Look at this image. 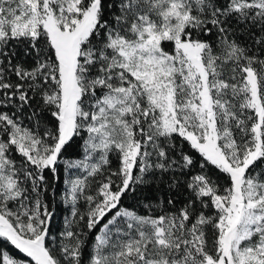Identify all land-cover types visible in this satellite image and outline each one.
Listing matches in <instances>:
<instances>
[{
	"label": "snow or ice",
	"instance_id": "snow-or-ice-1",
	"mask_svg": "<svg viewBox=\"0 0 264 264\" xmlns=\"http://www.w3.org/2000/svg\"><path fill=\"white\" fill-rule=\"evenodd\" d=\"M0 264H264V0H0Z\"/></svg>",
	"mask_w": 264,
	"mask_h": 264
},
{
	"label": "trees",
	"instance_id": "trees-1",
	"mask_svg": "<svg viewBox=\"0 0 264 264\" xmlns=\"http://www.w3.org/2000/svg\"><path fill=\"white\" fill-rule=\"evenodd\" d=\"M66 215V212H61L60 215H58L54 221L55 225L57 227L61 226L62 225V221H63V216Z\"/></svg>",
	"mask_w": 264,
	"mask_h": 264
}]
</instances>
